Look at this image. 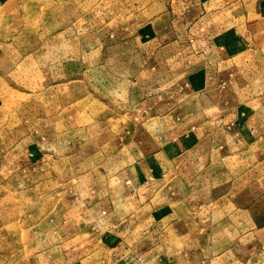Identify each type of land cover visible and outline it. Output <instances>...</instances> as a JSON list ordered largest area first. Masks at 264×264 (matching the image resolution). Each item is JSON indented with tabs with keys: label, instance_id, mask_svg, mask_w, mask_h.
Segmentation results:
<instances>
[{
	"label": "rangeland",
	"instance_id": "374dc122",
	"mask_svg": "<svg viewBox=\"0 0 264 264\" xmlns=\"http://www.w3.org/2000/svg\"><path fill=\"white\" fill-rule=\"evenodd\" d=\"M259 1L0 0V264H264Z\"/></svg>",
	"mask_w": 264,
	"mask_h": 264
},
{
	"label": "crops",
	"instance_id": "0c3cea01",
	"mask_svg": "<svg viewBox=\"0 0 264 264\" xmlns=\"http://www.w3.org/2000/svg\"><path fill=\"white\" fill-rule=\"evenodd\" d=\"M256 1V0H255ZM256 3V2H255ZM262 3H264V0H260L259 1V4H258V6L256 7V8H254V2H252V15H254V16H256L257 15V11H256V9H259V10H261V8H259L260 6H262ZM261 12H262V10H261ZM257 17V16H256ZM264 25V24H263ZM195 118V117H194ZM190 123L191 124H193L194 126L196 125V124H198V120H197V118L196 119H192V121L190 120ZM193 126V127H194ZM193 127H192V129H193ZM178 131V130H177ZM177 131H175V132H177ZM185 132H180V134H184ZM175 134H177V133H175Z\"/></svg>",
	"mask_w": 264,
	"mask_h": 264
}]
</instances>
